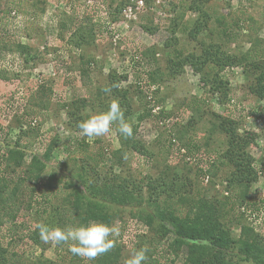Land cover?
<instances>
[{
  "label": "rangeland",
  "instance_id": "374dc122",
  "mask_svg": "<svg viewBox=\"0 0 264 264\" xmlns=\"http://www.w3.org/2000/svg\"><path fill=\"white\" fill-rule=\"evenodd\" d=\"M136 1L0 0V162L7 158L8 149L14 147L23 151L26 162L34 155L41 157L45 163L41 180L54 175L52 180L56 186L53 187L60 194H51L50 202H46L42 194V198L37 199L41 203L30 209L26 204L19 213L18 222L31 229L38 221L36 210L43 215L42 223L49 219L51 227L61 225L64 197L76 198V187L80 183L77 177L81 173L79 164L92 155L94 159L90 162L98 172L112 171V175L120 174L142 186L141 206L103 203L96 211L93 222L116 225L120 229L119 236L111 237L119 248L117 260L113 258L111 264H125L142 248L147 249L144 264H183L187 247L174 244L172 233H167L158 221L148 225L137 216V211L142 207L153 210L148 204L150 186L165 175L191 180L194 198L208 196L223 201L228 195L234 199L233 190L226 192L230 168L218 167L209 182H205L199 172L201 167L208 168L210 159L214 160L226 146L224 134L208 131L213 112L230 114L234 118L246 115L239 131L258 132L256 143L248 149L257 160L255 165L260 178L247 197L264 194V125L259 126L247 117H264V99L258 100L248 92V81L241 66H225L220 71L222 80L228 82L231 97L230 102L228 97L223 103L219 95L211 91L210 81L206 79V76H210V80L213 78L214 70L210 72L205 67L196 71L194 66L183 65L175 66L172 72L170 59L174 58L177 65L179 50L188 55L192 51L200 53L207 46L216 48L218 45L231 56L247 51L252 38L258 36L264 40V0H144V7L135 9V15L125 11L128 5L135 8ZM192 2V6L200 5L207 13V27L195 38L190 32L201 19L198 11L189 10ZM110 9L115 10L118 18L115 22L101 17L108 16ZM231 19H238L240 30L228 32L226 24ZM81 26L85 29L86 42L78 46L77 42L82 40ZM146 26L156 30L150 32ZM117 33L119 37L115 39ZM83 68H86L84 74ZM151 71H155L157 81L150 85L151 90L156 91L152 96L160 101L159 108L165 111L161 120L148 113L149 105L145 106L140 92L141 98L132 92L138 85H148V72ZM111 75L121 80L120 90L128 88L131 94L132 122L137 126L135 140L143 148L142 152H116L120 144L114 124L110 132L100 138L85 137L81 130H76L77 125L73 129L67 125L71 101L93 99L108 85ZM101 96L109 101L107 93ZM98 110L97 105L87 107L84 114L89 118L100 113ZM189 120L195 124H189ZM175 128L176 134L179 132L177 136L197 142V146L191 147L193 156L171 149L174 144L171 132ZM83 141L85 144L81 143ZM49 148L50 157L45 159ZM46 206V212L42 211ZM228 218L232 216L229 214ZM255 229L263 232L264 225ZM241 230V223L232 225L233 237L238 238ZM0 233L5 235L7 231L0 229ZM258 236L264 239V233ZM39 241L40 244L35 245L27 239L15 248L25 264L37 258L68 261L73 257L80 260V264H100L96 258L88 260L73 255L68 244L59 247Z\"/></svg>",
  "mask_w": 264,
  "mask_h": 264
},
{
  "label": "trees",
  "instance_id": "16d2710c",
  "mask_svg": "<svg viewBox=\"0 0 264 264\" xmlns=\"http://www.w3.org/2000/svg\"><path fill=\"white\" fill-rule=\"evenodd\" d=\"M193 3L190 4L189 10L198 11L200 13L199 19H201L197 20L198 22H196L193 30L194 33L190 32V35L195 38L198 32L207 27L205 23L207 13L204 12L200 5L192 6ZM128 4L129 2L126 6ZM101 17L107 22H115L118 19L115 15V10L111 11V9L108 16ZM231 20L226 24L228 32L230 33V29H234V31L240 30L241 26L238 19ZM233 26L236 27L233 28ZM84 27L86 28V26ZM81 28L80 39L82 40L77 42L78 46L82 42H86V36L83 34L85 29L83 26ZM146 28L148 31L151 30L150 32L156 30V28L149 26H146ZM229 36L232 37L231 34ZM250 41L251 46L247 51L233 56L221 51L218 45L216 48L207 46L200 53L192 51L188 55H183L184 51L179 50L177 53L178 58H176L177 65L175 64V59L171 58L170 69L173 72L176 67L191 65L195 67L196 71H200L205 67H208L210 72L214 70L213 78L210 80V76H206V79L210 81L211 91L215 95L218 94V98L224 103V99L227 101L228 97H230V91L228 82L223 81L220 77V71L225 66H241L243 76L248 81V86L246 87L248 92L256 99L263 100L264 40L257 36ZM85 69H82L83 74L86 72ZM209 71L207 73H210ZM148 73V85L145 87L138 85L133 88L132 92L141 98L140 92L143 95L145 106L149 105V109L146 108L148 113L161 120L165 117V111L164 108H159L160 101L152 96L153 94L155 95L156 91L151 90L150 86L151 83L157 82L154 79L155 71ZM205 73L204 71L203 74ZM150 78H152L151 81ZM109 80L110 82L104 88L112 87L113 84H119L121 81L113 75H111ZM120 89L112 88L111 93H107L108 102H106V98L101 96L106 93L103 90H100L99 93L97 92L91 100L71 101L67 125L72 129L74 125H77L76 130L80 131L79 123L88 118L84 114V109L97 105L98 112H104L108 110L113 100H117L125 113L126 121L133 127V136L124 138L119 133L118 123H114V129L120 144L116 152L123 153L127 150L142 152L143 148L141 145H137L135 140L137 126L132 122L134 111H132L133 100L131 94H129L128 88ZM220 93H223L222 96ZM157 107L159 112L155 114L154 111H156ZM199 111L197 109L196 113H199ZM167 116L172 118L171 115ZM245 117L246 115L234 118L230 114L222 115L213 112L210 120L212 125L208 131L210 133L219 131L224 134L226 146L218 156L214 157V160L210 159L211 163L208 168L201 167L199 169L203 180L208 176L210 181L216 175L218 167L227 166L230 168L226 192L228 193L230 189L233 190L234 199L232 198L233 196L228 195L227 199L223 201L208 196H205V198H194L191 180L187 178V180L182 181L179 176L174 175L170 178L169 175H165L161 177L159 182H155L150 186L151 197L148 199V204L153 207V210L147 211L142 207L137 211V216L143 218L148 225H153L158 221L167 233H172L175 237L174 244L187 247V256L183 264H264V239L258 236L259 233H264V230L258 233L255 227L247 221L246 212L240 211L241 206H246L247 208L256 207L255 209H258L260 204H264V198L260 193L253 197H247L252 185L260 178V171L255 165L257 160L252 157L248 149L250 145L256 143L258 132L256 133L253 130L239 131L245 122ZM258 117L261 118L264 125V117ZM256 119L257 117L253 118L254 123H256ZM176 122L179 123L178 120ZM189 124H192V120H189ZM176 132V128L171 132L174 140L171 149H178L179 152L183 151L184 154L182 153V155L187 156L190 154L189 156H193L191 147L197 146V142L194 143L191 138L185 140L177 136L179 132L177 134ZM81 143L85 144L84 141ZM50 152L51 148L45 152V159L50 157ZM24 156L22 150L13 147L8 149L7 158L0 162V229L7 231L5 235L0 233V264H25L18 256L15 248L23 245L27 239L34 241L35 245L40 244L39 229L36 225L43 221V215H40V210H36L38 221L35 223V227L30 229L29 226H24V224L18 222L19 213L23 206L27 204L28 209L34 207L36 203L40 202L37 199H41L42 194L46 202L51 201V198H49L51 194H54V196L58 193L60 194L58 189L53 187L56 186L52 180L54 175L47 178V180H41L45 171V163L41 157L34 155L29 162H26ZM92 159L94 158L91 155L90 158L82 160L79 164L81 173L77 177L80 183L76 187V198L64 197L62 203L63 212H61L62 216H60L61 220L59 221L62 223L61 225L59 223L57 227H71L93 222L96 220V211L99 210V207H102L103 203H114L124 206L132 204L142 205L141 184L123 178L122 175L117 173L112 175V171L98 172L97 167L92 166L90 162ZM110 169L113 170L114 166H110ZM161 197H164V199L160 200ZM184 205L188 207L186 209L181 208ZM46 209L47 206L42 211L46 212ZM56 209L58 212L61 209L59 204ZM229 214L232 218H228ZM226 216L227 218L225 219ZM68 221L69 224L67 223ZM238 222L241 223L242 230L240 236L235 238L231 230L232 225H236ZM45 224L51 225L49 219L45 220ZM166 225L170 227H166ZM113 240L115 247L97 256L96 261L98 263L111 264L113 258H115V261L117 260L119 248L115 239ZM6 245L12 247V250ZM60 245L62 246L63 244H59V247ZM60 261L37 258L31 264H80V260H77L76 257L70 258L68 261L64 259Z\"/></svg>",
  "mask_w": 264,
  "mask_h": 264
},
{
  "label": "clouds",
  "instance_id": "9594fccd",
  "mask_svg": "<svg viewBox=\"0 0 264 264\" xmlns=\"http://www.w3.org/2000/svg\"><path fill=\"white\" fill-rule=\"evenodd\" d=\"M119 84L103 89L111 93L112 88H119ZM114 123L119 125V133L124 138L133 136V127L126 121L125 113L117 100H113L108 110L91 115L79 123L81 134L89 138H100L106 136ZM39 229V238L44 244H68V250L76 256L94 260L97 256L110 251L115 247L111 237L120 235V229L116 225H109L104 222H89L86 224L71 227H51L45 223L36 225ZM147 249L137 250L125 264H144L147 260Z\"/></svg>",
  "mask_w": 264,
  "mask_h": 264
},
{
  "label": "built area",
  "instance_id": "2783aa9c",
  "mask_svg": "<svg viewBox=\"0 0 264 264\" xmlns=\"http://www.w3.org/2000/svg\"><path fill=\"white\" fill-rule=\"evenodd\" d=\"M145 5L144 3V0H137L136 1V7L134 8L133 5H128L125 9V11H129L130 14H133L135 13V9L137 10H140L141 8H143ZM135 11V12H134ZM135 15V14H133ZM112 30V28H111ZM119 37V33H117L114 38L117 39ZM254 117L253 116H248V119H253ZM255 122L260 126V123H262L261 121V118H257L255 120ZM190 159V158H188ZM205 182H208L209 181V177L207 176L205 179H204ZM263 198H264V194H262ZM259 208L258 209H255V208H247L246 206H241L240 208V211H245V216H246V219L247 221L253 226V227H256V226H259V225H264V204H260L258 206Z\"/></svg>",
  "mask_w": 264,
  "mask_h": 264
}]
</instances>
